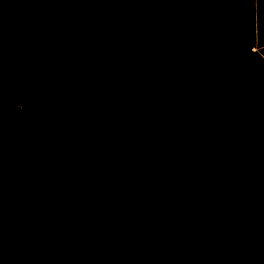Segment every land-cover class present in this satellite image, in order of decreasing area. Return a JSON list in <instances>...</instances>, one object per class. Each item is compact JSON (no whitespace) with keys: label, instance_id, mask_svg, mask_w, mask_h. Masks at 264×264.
Masks as SVG:
<instances>
[{"label":"trees","instance_id":"1","mask_svg":"<svg viewBox=\"0 0 264 264\" xmlns=\"http://www.w3.org/2000/svg\"><path fill=\"white\" fill-rule=\"evenodd\" d=\"M132 2L123 60L101 0H0V264H21L3 211L20 191L43 264H264V0ZM193 98L220 184L156 169Z\"/></svg>","mask_w":264,"mask_h":264},{"label":"rangeland","instance_id":"2","mask_svg":"<svg viewBox=\"0 0 264 264\" xmlns=\"http://www.w3.org/2000/svg\"><path fill=\"white\" fill-rule=\"evenodd\" d=\"M25 1L36 4L41 0ZM129 1L133 4L132 0H101L102 18L105 22L109 47L114 56H118L123 60H125L124 56L128 55L130 57L131 53L139 50L140 42L139 31L136 28H127V25L124 24V9H126ZM146 1L149 5H156L155 0ZM136 16L137 14L134 16V21ZM191 101L188 112L183 115L184 128L180 133L173 134V143L165 157L159 162L156 161V169L157 171L167 170L172 163L175 173L171 175V180L177 182L194 181L200 178L203 172L211 170L215 181L220 184L222 181L228 180L225 174H221L223 172L220 168L227 164H223L218 159V154L221 155V152L219 146L216 145V133L210 132L213 135L211 138H207L205 129L200 127L197 119L202 117L201 113L204 115L211 113H205L201 99L193 98ZM10 118L11 120L16 119V127L21 125L22 118L20 116L12 115ZM191 119H194L195 123H191ZM14 130L16 133L18 132V129ZM209 154L212 156L214 163L208 164V167L205 168L206 156ZM161 175L160 172L156 178ZM8 183L13 186H22V182L13 181L11 175L8 178ZM3 205L5 222L13 236L14 247L21 264H43V252H45L41 245L43 218L38 205L34 201L25 200L21 191L17 196L7 193Z\"/></svg>","mask_w":264,"mask_h":264}]
</instances>
